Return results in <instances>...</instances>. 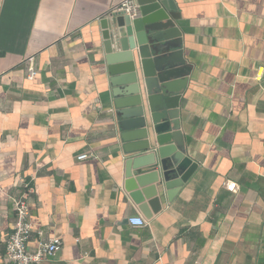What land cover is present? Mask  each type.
Masks as SVG:
<instances>
[{
	"label": "crops",
	"instance_id": "0c3cea01",
	"mask_svg": "<svg viewBox=\"0 0 264 264\" xmlns=\"http://www.w3.org/2000/svg\"><path fill=\"white\" fill-rule=\"evenodd\" d=\"M122 1L0 0V264L21 180L28 248L62 243L39 264H264V0L172 1L197 169L149 220L123 187L99 29Z\"/></svg>",
	"mask_w": 264,
	"mask_h": 264
},
{
	"label": "water",
	"instance_id": "95a60500",
	"mask_svg": "<svg viewBox=\"0 0 264 264\" xmlns=\"http://www.w3.org/2000/svg\"><path fill=\"white\" fill-rule=\"evenodd\" d=\"M172 1L135 0L138 17L112 13L99 22L123 187L147 220L197 169L180 131L177 102L187 69L170 57L180 48Z\"/></svg>",
	"mask_w": 264,
	"mask_h": 264
},
{
	"label": "built area",
	"instance_id": "2783aa9c",
	"mask_svg": "<svg viewBox=\"0 0 264 264\" xmlns=\"http://www.w3.org/2000/svg\"><path fill=\"white\" fill-rule=\"evenodd\" d=\"M113 13H122L130 18L139 16V8L135 0H123L115 6ZM26 66V79L32 81L36 76L34 57L24 60ZM94 158L91 154H82L76 158L77 161H85ZM224 188L230 192H235L237 186L234 183L226 182ZM32 187L29 183L21 180V189L14 200L15 219L11 233L5 240V251L3 261L5 264H39L48 257L60 251L62 243L58 238H51L46 242H41L35 248H28V241L32 232L29 221V197ZM127 223L132 227H143L145 220L142 217L134 216L127 219Z\"/></svg>",
	"mask_w": 264,
	"mask_h": 264
}]
</instances>
